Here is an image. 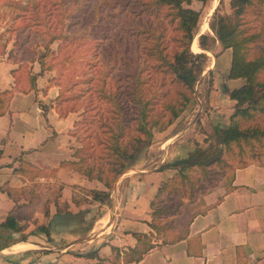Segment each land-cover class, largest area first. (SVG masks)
Here are the masks:
<instances>
[{
	"label": "crops",
	"instance_id": "obj_1",
	"mask_svg": "<svg viewBox=\"0 0 264 264\" xmlns=\"http://www.w3.org/2000/svg\"><path fill=\"white\" fill-rule=\"evenodd\" d=\"M2 29L0 25V40L4 38L6 45L0 51V94L7 92V108L0 114V264H264V157L234 166L219 183L195 198L192 208H202L182 229L183 237L167 241L153 238L156 244L141 259L128 262L124 251L140 243L134 232L150 237L158 234L150 224L151 200L172 169H141L134 191L126 197L118 196L120 177L113 185L112 209L102 226L105 229L115 212L111 232L105 240L90 243L101 237L93 234L94 223L90 228L77 229L76 222L86 220L102 203L85 188L104 185L66 163L76 159L79 112L60 113L56 98L60 85L52 79V70L39 73V59H16L15 36ZM226 50L231 54L228 64L223 72L215 67V87L210 94L219 95L223 74L222 92L230 98L228 90L245 79L226 76L232 49L222 53ZM30 74L36 75L34 81ZM231 81L238 85L231 87ZM59 184L58 202H68L71 212L57 214V204L52 200L46 217L40 202ZM20 204L28 215L18 219L16 227L4 226L8 214ZM46 221H51L50 237L34 229ZM58 233L62 243L55 241ZM84 236L88 238L81 239ZM114 246L120 249L119 262L113 261ZM92 250L97 251L96 256L81 255Z\"/></svg>",
	"mask_w": 264,
	"mask_h": 264
},
{
	"label": "rangeland",
	"instance_id": "obj_2",
	"mask_svg": "<svg viewBox=\"0 0 264 264\" xmlns=\"http://www.w3.org/2000/svg\"><path fill=\"white\" fill-rule=\"evenodd\" d=\"M230 1L192 0L190 4L185 3L201 11L193 49L206 52L204 69L191 92L193 100L166 128L155 126L150 135V143L141 148L133 163L119 173L115 182L120 177L123 178L118 196L126 197L134 191L136 178L142 174L141 169L158 168L179 156H186L195 148L196 143L212 151L218 142L215 128L217 126L223 128L230 122L235 103L222 92L223 74L219 81V95L210 94L215 87V67H220L218 70L221 69L222 72L225 71L228 56L231 55L228 50L222 53L226 48L212 30L210 21L217 7L221 12H230ZM151 2V0H0L2 31L10 33V30L18 27L23 35L28 34L31 48L45 51L47 39L58 32L73 35L66 40L61 52L54 57L49 56L48 62L54 65L50 74L66 96L67 108H76L77 110L73 111L79 112L75 128L79 140L77 147L84 145L83 148H87L85 152L96 155L97 161L100 162L107 163L109 158L107 145L112 132L117 128L123 129L124 135L121 137L123 143L137 133L138 118L134 117L138 114L136 103L128 100L127 106L125 104L117 106V100L107 95H113L118 90L117 84L121 75L134 70L137 66L140 76L144 79L140 92L144 98L150 99L149 114L159 115L161 120H166L170 116L166 103L169 100L178 101L183 91V86L172 81V75L157 65L159 59L152 51L160 42V48L171 55L173 50L179 48L180 32L175 27L169 6L157 7ZM205 17L208 18L210 29L205 28ZM245 18L253 29H261L263 32L262 37L254 43L253 52L264 51V6H251L246 11ZM203 32L212 35L208 49L199 44L200 33ZM5 44L6 41L2 38L0 51ZM52 45L58 49V41ZM123 82L128 84L126 78ZM229 84L231 87L238 85L233 81ZM255 119L259 123H264V114L258 115ZM249 122L253 124L254 121ZM260 143L254 145L255 149L248 142L241 146L234 144L223 153L222 161L214 162L207 167L208 172L200 167H193L189 171V177L195 180L196 186H200V191L204 185L217 184L231 172L233 166L254 159L252 157L256 156L258 150L264 149V144ZM259 155L260 153L258 157ZM173 183L160 195L164 198L160 203H165L170 212L157 217V222L161 226L158 234H154L152 239L167 241L175 237L178 228L181 230L188 214L191 213L188 209L193 205L188 204L189 195L193 198L199 192L193 191L194 188L184 177ZM150 188L151 186L147 190ZM196 207L197 210L202 208L197 205ZM109 209H112L110 197L108 201L94 207L92 215L88 213L89 217L86 220L76 222L77 229L88 228L90 221L94 223L93 234L98 233L101 237L90 243L103 241L110 234L115 212L104 225L105 229H102L104 221L108 218ZM34 229H37L36 226ZM59 235L61 234H56V237ZM55 241L62 243L63 239L58 237ZM78 249L79 247L74 248Z\"/></svg>",
	"mask_w": 264,
	"mask_h": 264
},
{
	"label": "trees",
	"instance_id": "obj_3",
	"mask_svg": "<svg viewBox=\"0 0 264 264\" xmlns=\"http://www.w3.org/2000/svg\"><path fill=\"white\" fill-rule=\"evenodd\" d=\"M151 1V3H154L157 7L169 6L170 13L175 21V27L180 32L179 48L173 50L171 55L160 48V42L155 49L152 48V51L156 54L155 57L159 59L157 65L168 74H171L172 81L183 86V91L178 101L169 100L166 103L170 111V116L166 120H161V116L149 114L150 99L144 98L142 92H140L141 83L144 79L140 76V70L137 66L134 67V70L132 69L119 77L117 84L118 90L115 91L113 95H107L113 100H117V106H121V104L127 106L128 100L136 103L135 106L138 107V114L134 117L138 118L137 133L131 136L127 142L123 143L121 140V137L124 135L122 133L123 129L117 128L115 132H112L109 145H107L109 149L107 163L97 161L96 155L85 152L87 148H83L84 145L75 149L74 155L76 159H69L66 161L70 167L80 171L91 179H97L103 183L104 188H85V191L92 194L93 199H97L102 203L109 200L114 182L119 173L133 163L141 148L150 143V135L152 134L153 128L155 126L161 129L166 128L167 125L172 123L174 119L180 115L188 103L193 100L191 92L194 90L199 74L204 69V60L207 57L206 52L193 49V42L195 43L194 40H196L195 35L199 27L201 11L188 5L192 0ZM202 1L205 2L207 0ZM230 3V12H221L218 7L216 8L212 15L210 26L212 30L215 31L217 38L221 41L223 46L232 49L231 64L226 76L228 78L242 77L245 81L240 86L228 90L231 100L235 103V109L231 113L230 122L226 126L223 128L217 126L215 128L218 142L215 144L214 149L211 151L209 148L196 143L195 148L188 155L179 156L173 161L167 162L161 166L162 168H171L173 174L162 180L155 196L151 200L152 218L150 224L157 232L161 226L158 224L159 222H157V217H161L170 212L165 203H160L164 199L161 198L160 195L167 191L168 187L173 185L175 180L184 177L187 183L194 188L193 191L199 190L193 198L189 195L190 200L188 204L193 205L192 203L195 201V198L207 191L210 187L216 185V183L204 185L202 186V191H200V186H196L195 180L191 176V178L189 177V171L193 167H200L208 172L207 167L214 162L222 161L224 159L223 153L227 149H231L234 144L241 146L244 142H248L251 143L253 149H255L254 145L257 142H261V145L264 144V123H259L255 119L258 115L264 114V51L260 50L253 52L252 50L254 43L262 37L263 32L261 29H253L245 18V13L248 8L253 5L264 6V0H231ZM11 35L15 36L13 47L15 51L13 53L14 57L18 60L25 61L28 59H39L42 65V69L39 73L54 69L52 62H48L49 56L54 57L61 52L66 40H69V38L73 36L65 35L61 32L52 34L45 42L44 46L46 50L42 51L37 48L34 49L29 47L28 34L25 33L23 35L18 27L13 31L10 30V36ZM211 39V34L206 32L201 33L199 37L200 46L205 49L210 48ZM56 41H58V49L52 45ZM30 75L31 79L34 81L36 75ZM125 78L128 84L123 82ZM6 93L7 92L0 94V114L7 108L5 102V97H7L5 96ZM56 98L57 107L61 114L77 110L72 107L67 108L66 103L68 100L63 94L62 89ZM249 121L254 122L251 124ZM259 153L260 155L258 157ZM262 154H264V149L258 150L256 156L252 158H263L264 155L261 156ZM250 161H246L239 165L247 164ZM232 168H234V166ZM60 189L61 186L59 184L58 188H54V192L51 196H48L45 200L40 202L44 208L43 210L46 217H48V206L52 200L57 204V214L71 212L68 202H63L62 204L58 202ZM36 203L39 204V202ZM17 208L8 214L3 221L4 226L16 227L17 220L28 215L26 211L21 209V204L18 205ZM188 210H191V213L188 214L186 223L182 226L181 230L177 231L175 237L171 239H178L185 235V231H182V229L184 230L192 214L198 211L197 207L194 209L192 206L189 207ZM50 225L51 221H46L38 224L36 228L50 237ZM91 225L92 223L90 222L88 228H90ZM134 234L138 237V242L140 243L135 246H130L124 251L123 257L127 262L141 259L143 255L156 244L152 241V237H150L149 234L140 232H134ZM113 248L115 250L113 261L119 262L120 249L117 246ZM81 255L89 257L96 256L97 251L92 250Z\"/></svg>",
	"mask_w": 264,
	"mask_h": 264
},
{
	"label": "bare ground",
	"instance_id": "obj_4",
	"mask_svg": "<svg viewBox=\"0 0 264 264\" xmlns=\"http://www.w3.org/2000/svg\"><path fill=\"white\" fill-rule=\"evenodd\" d=\"M204 20L206 21V22H205V28L210 29V28H209V24H208V18L205 17Z\"/></svg>",
	"mask_w": 264,
	"mask_h": 264
},
{
	"label": "water",
	"instance_id": "obj_5",
	"mask_svg": "<svg viewBox=\"0 0 264 264\" xmlns=\"http://www.w3.org/2000/svg\"><path fill=\"white\" fill-rule=\"evenodd\" d=\"M201 34V33H200ZM90 237V236H89ZM86 238H88V236H84V237H81V239H86Z\"/></svg>",
	"mask_w": 264,
	"mask_h": 264
}]
</instances>
